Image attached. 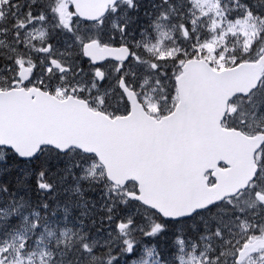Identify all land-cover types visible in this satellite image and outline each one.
Wrapping results in <instances>:
<instances>
[{"label": "snow or ice", "instance_id": "snow-or-ice-1", "mask_svg": "<svg viewBox=\"0 0 264 264\" xmlns=\"http://www.w3.org/2000/svg\"><path fill=\"white\" fill-rule=\"evenodd\" d=\"M0 264H264V0H0Z\"/></svg>", "mask_w": 264, "mask_h": 264}]
</instances>
